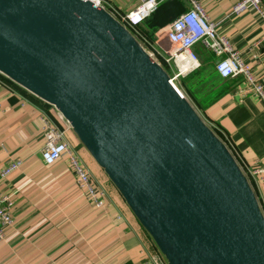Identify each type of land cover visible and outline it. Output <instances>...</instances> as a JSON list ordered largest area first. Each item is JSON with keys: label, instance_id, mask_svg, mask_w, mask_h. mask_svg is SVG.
I'll return each instance as SVG.
<instances>
[{"label": "water", "instance_id": "water-1", "mask_svg": "<svg viewBox=\"0 0 264 264\" xmlns=\"http://www.w3.org/2000/svg\"><path fill=\"white\" fill-rule=\"evenodd\" d=\"M92 0H0V75L52 106L167 264H264V206L151 47Z\"/></svg>", "mask_w": 264, "mask_h": 264}, {"label": "crops", "instance_id": "crops-1", "mask_svg": "<svg viewBox=\"0 0 264 264\" xmlns=\"http://www.w3.org/2000/svg\"><path fill=\"white\" fill-rule=\"evenodd\" d=\"M108 1L121 5L134 0ZM199 1L208 17L219 23V32L251 64L253 72L264 76V19L252 11L233 15L231 11L238 0ZM189 7L188 0L163 1L153 12L154 16L162 12L164 18L155 35ZM194 50L202 67L209 65L213 83L208 93L212 97L210 105L204 112L197 107L198 111L217 128L243 166L264 169L263 103L246 91L242 76L222 78L217 73L220 58L211 50L200 45ZM0 77V167L11 158L21 157L24 161L0 185V191L15 201V222L0 241V264H167L120 193L59 113L18 84ZM45 116L67 131L70 143L79 156L83 155L84 159L80 158L107 192L110 205L98 208L86 197L67 160L52 165L43 161ZM38 118L42 126L35 122ZM252 182L264 206V185L257 179Z\"/></svg>", "mask_w": 264, "mask_h": 264}, {"label": "built area", "instance_id": "built-area-1", "mask_svg": "<svg viewBox=\"0 0 264 264\" xmlns=\"http://www.w3.org/2000/svg\"><path fill=\"white\" fill-rule=\"evenodd\" d=\"M97 5H106L112 9L131 29L141 24L165 0H139V4L132 10L119 14L107 4L108 0H92ZM190 7L180 13L163 31L172 48L166 49L159 41L156 49L140 33L135 31L162 59L171 75V81L201 67L196 45H203L211 50L219 61L216 70L222 78H236L242 76L246 83V91L258 96L264 105V76H257L251 64L245 62L240 52L235 49L228 37L218 30L217 22L211 20L199 0H188ZM252 11L264 19V0H238L233 6L232 13L237 16ZM44 143L41 157L47 165L65 159L72 169L78 188L85 191L86 197L98 208L107 207L109 197L105 189L96 181L89 168L78 155L75 147L70 143L67 131L53 122L49 117H43ZM21 157L11 158L0 167V185L11 173L23 165ZM251 180L257 179L264 185V169L248 168L244 166ZM15 201L12 196L0 191V241L7 236V230L13 226Z\"/></svg>", "mask_w": 264, "mask_h": 264}, {"label": "trees", "instance_id": "trees-1", "mask_svg": "<svg viewBox=\"0 0 264 264\" xmlns=\"http://www.w3.org/2000/svg\"><path fill=\"white\" fill-rule=\"evenodd\" d=\"M165 1H168V0H165ZM161 4V3H160ZM159 4V5H160ZM166 10H169V9H166ZM156 12V11H155ZM154 12V13H155ZM180 12V11H178ZM154 13L152 15H150L148 18H147V23L145 24V20L137 25L133 30L137 31L138 33H140L144 38H146L152 45H155L154 43V40H155V31L156 29L161 25L163 24V21H164V18H163V13H159L157 16L155 15L154 16ZM182 13V12H181ZM177 14V13H176ZM180 14V13H179ZM178 14V15H179ZM174 16V18L172 19V21L178 16ZM200 46H202L203 48H205L203 45L199 44ZM197 46V45H196ZM195 46V47H196ZM194 47V48H195ZM207 49V48H205ZM218 73V72H217ZM212 74V71L211 69H209V65H205L202 67V63H201V67L198 68L197 70H194L193 73L191 74L190 76V81L192 82L190 85L189 83L187 82L188 80H184V78L182 79V82H183V87L184 89L193 96V99L196 104H197V107L202 111L204 112L205 110V107H208L210 104H208V106H204L200 101H199V97L198 95H195V92H194V88L193 87H197L199 84H202L203 82H206L208 84L209 87H207L205 89L206 92L210 93V87L211 85L213 84L212 83V79L209 81L208 78L211 76ZM208 81V82H207ZM209 103H211L209 101Z\"/></svg>", "mask_w": 264, "mask_h": 264}, {"label": "rangeland", "instance_id": "rangeland-1", "mask_svg": "<svg viewBox=\"0 0 264 264\" xmlns=\"http://www.w3.org/2000/svg\"><path fill=\"white\" fill-rule=\"evenodd\" d=\"M130 2V1H129ZM107 4L112 7L113 9H115L119 14L121 15H124V13L128 12L130 8H134L137 4H138V0H134L132 3L130 4H121V5H114L113 2L111 1H107ZM116 6H118L120 8V11L119 9L116 8ZM124 12V13H122ZM157 41H159V43L165 47L166 49H170L172 48V45L170 44V42L168 41L167 39V36H166V32L162 31L160 33H158L157 35H155V40H154V43L156 45ZM153 45V49H156V46ZM150 48V47H149ZM151 51H153L154 53L156 51H154L152 49V47L150 48ZM158 53V52H157ZM156 53V54H157ZM193 72H190V73H187L185 74L184 76H180L179 78L175 79L174 82L175 84L177 85V87L183 92V94L185 95V97L196 107L197 109V106H196V102L194 101L195 99L193 98V96L191 94H189L183 87V82H182V79L184 78V80H188L187 82L189 83V85L192 83L189 79H190V76ZM1 79V77H0ZM2 80V79H1ZM208 80L210 81V77L208 78ZM208 82V81H207ZM208 87V84L206 82H203L202 84H199L197 87H193L194 88V92H195V95H198L199 97V101L204 105V106H208L209 101L211 100V96L210 94H208V92L205 91V89ZM194 99V100H193ZM200 112V111H199ZM35 122L39 125V126H42V121L38 118L35 120ZM79 155V154H78ZM80 156H82L81 158L84 159L83 155L80 153ZM84 164L87 166V164L85 163L84 161ZM88 167V166H87ZM89 168V167H88ZM94 174V173H93ZM101 182V181H100ZM102 183V182H101ZM102 185H104L102 183Z\"/></svg>", "mask_w": 264, "mask_h": 264}]
</instances>
